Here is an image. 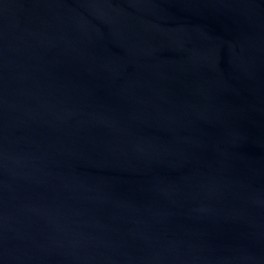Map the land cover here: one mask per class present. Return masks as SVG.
I'll return each instance as SVG.
<instances>
[{
  "label": "water",
  "instance_id": "1",
  "mask_svg": "<svg viewBox=\"0 0 264 264\" xmlns=\"http://www.w3.org/2000/svg\"><path fill=\"white\" fill-rule=\"evenodd\" d=\"M0 264H264V0H0Z\"/></svg>",
  "mask_w": 264,
  "mask_h": 264
}]
</instances>
